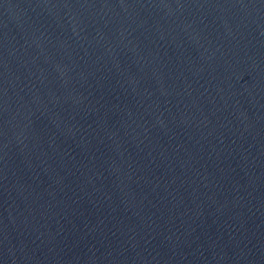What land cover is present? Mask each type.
<instances>
[{
	"label": "water",
	"instance_id": "water-1",
	"mask_svg": "<svg viewBox=\"0 0 264 264\" xmlns=\"http://www.w3.org/2000/svg\"><path fill=\"white\" fill-rule=\"evenodd\" d=\"M0 264H264V0H0Z\"/></svg>",
	"mask_w": 264,
	"mask_h": 264
}]
</instances>
